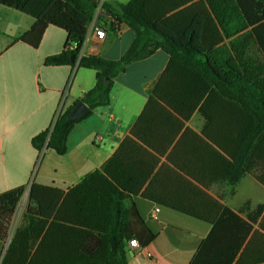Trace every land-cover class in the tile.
<instances>
[{"label": "trees", "instance_id": "1", "mask_svg": "<svg viewBox=\"0 0 264 264\" xmlns=\"http://www.w3.org/2000/svg\"><path fill=\"white\" fill-rule=\"evenodd\" d=\"M0 5L35 20L20 38L34 48L49 26L67 33L66 48L49 57L48 65L78 63L96 72L94 88L60 115L51 130L33 139L36 149L66 154L74 126L110 104L115 80L127 66L162 50L170 61L148 104H171L170 97H177L195 108L203 103L201 112L209 121L234 122L230 131L225 128V136H235L234 141L218 142L233 160L220 154L227 162L225 181L235 186L256 167L261 170L256 178L264 185V0H130L116 6L105 1L100 6L102 25L116 31L126 23L135 34L119 60L81 53L99 7L93 0H0ZM163 88L168 91L162 93ZM80 101L91 112L70 122L68 115ZM213 104L218 108L207 109ZM131 134L136 135V126ZM230 142H237L236 150ZM136 150L133 138L127 137L100 168L66 192L34 183L24 224L14 234L2 264H128L127 205L120 194L138 195L152 173L151 168L139 173ZM23 193L24 187H17L0 194V241L8 236ZM201 201L219 216L210 222L212 230L189 264L264 263V204L255 208L244 204L239 210L244 219L208 195ZM175 208L196 219L204 217L202 208Z\"/></svg>", "mask_w": 264, "mask_h": 264}, {"label": "crops", "instance_id": "2", "mask_svg": "<svg viewBox=\"0 0 264 264\" xmlns=\"http://www.w3.org/2000/svg\"><path fill=\"white\" fill-rule=\"evenodd\" d=\"M105 1L116 6L130 0H101L88 30L102 25L100 6ZM34 21L0 5V194L24 187L8 236L0 241V264L24 224L31 186L36 183L66 192L100 168L127 137L137 144L139 173L152 170L138 195L120 194L127 205L124 236L128 264H189L211 232L210 222L219 216L201 201L205 195L237 214L248 202L253 208L264 204V185L256 178L259 168L251 167L235 186L225 181L226 160H233L218 142L234 141L235 136H225V128L230 131L234 122L209 121L201 112L203 103L195 108L177 97H170L171 104H148L170 61L162 50L127 66L115 80L110 104L96 108L74 126L66 154L58 155L47 147L36 149L33 139L51 130L60 115L94 88L96 72L78 63L48 65L49 57L66 48L67 33L49 26L34 48L20 40ZM105 29L103 40H97L94 32L85 38L81 53L119 60L135 34L126 23L116 31L108 26ZM167 91L163 88L162 93ZM217 108L213 104L207 109ZM135 126L136 135L132 136ZM230 143L236 150L237 142ZM178 206L202 208L204 217H190L177 210ZM239 215L247 219L245 214ZM133 238L138 240L136 247L129 245Z\"/></svg>", "mask_w": 264, "mask_h": 264}, {"label": "water", "instance_id": "3", "mask_svg": "<svg viewBox=\"0 0 264 264\" xmlns=\"http://www.w3.org/2000/svg\"><path fill=\"white\" fill-rule=\"evenodd\" d=\"M94 2L100 4L101 0H93ZM91 112V108L88 107L84 102L80 101L75 105L70 114L68 115V120L74 122L76 120L82 119Z\"/></svg>", "mask_w": 264, "mask_h": 264}, {"label": "built area", "instance_id": "4", "mask_svg": "<svg viewBox=\"0 0 264 264\" xmlns=\"http://www.w3.org/2000/svg\"><path fill=\"white\" fill-rule=\"evenodd\" d=\"M92 32H94L97 40H103L106 36V29L102 25H98V24L94 25L91 31L88 30L85 38H88ZM156 213H157V210H156L155 214ZM153 217L156 218L155 215ZM138 244L139 243H138V240L136 238H133L129 241V245L132 247H136V246H138Z\"/></svg>", "mask_w": 264, "mask_h": 264}]
</instances>
